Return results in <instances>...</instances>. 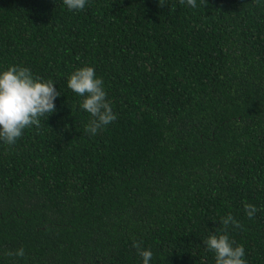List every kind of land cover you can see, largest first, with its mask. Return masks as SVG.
<instances>
[{
  "label": "trees",
  "instance_id": "trees-1",
  "mask_svg": "<svg viewBox=\"0 0 264 264\" xmlns=\"http://www.w3.org/2000/svg\"><path fill=\"white\" fill-rule=\"evenodd\" d=\"M85 64L117 114L95 135L67 87ZM9 65L61 94L0 142V264H142L134 242L151 264H215L202 241L229 214L264 264V0H0Z\"/></svg>",
  "mask_w": 264,
  "mask_h": 264
},
{
  "label": "clouds",
  "instance_id": "clouds-1",
  "mask_svg": "<svg viewBox=\"0 0 264 264\" xmlns=\"http://www.w3.org/2000/svg\"><path fill=\"white\" fill-rule=\"evenodd\" d=\"M195 9L197 0H181ZM88 0H63L69 11L83 10ZM51 78L35 75L27 66L9 65L0 67V142L14 145L23 131L33 125L39 126L40 117L54 113L55 101L60 92ZM67 87L82 98L80 108L90 114L86 131L95 135L115 121L117 114L107 99L102 77L95 68L85 64L76 68L67 78ZM257 211L253 204L245 205L246 215L251 218ZM224 227L210 231L203 244L214 253L215 264H247L243 245L237 244L230 236V224L239 227V222L229 214L220 222ZM142 264H151L153 252L134 242ZM17 256L24 255L23 247L16 250Z\"/></svg>",
  "mask_w": 264,
  "mask_h": 264
}]
</instances>
